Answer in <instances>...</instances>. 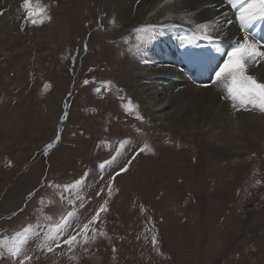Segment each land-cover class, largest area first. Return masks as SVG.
<instances>
[{
	"label": "rangeland",
	"instance_id": "1",
	"mask_svg": "<svg viewBox=\"0 0 264 264\" xmlns=\"http://www.w3.org/2000/svg\"><path fill=\"white\" fill-rule=\"evenodd\" d=\"M0 1V252L28 228L29 264H264V127L228 121L231 146L216 128L169 125L163 106L152 114L139 98L144 81L121 68L122 55L164 27L162 6L131 17L120 0H30L33 24L23 0ZM193 62L192 76L209 69L208 58ZM208 72L200 79L214 82ZM186 100L178 112L191 109ZM236 101V112L264 113ZM102 205L87 242L69 250L62 241ZM53 235L59 246L40 247Z\"/></svg>",
	"mask_w": 264,
	"mask_h": 264
},
{
	"label": "bare ground",
	"instance_id": "2",
	"mask_svg": "<svg viewBox=\"0 0 264 264\" xmlns=\"http://www.w3.org/2000/svg\"><path fill=\"white\" fill-rule=\"evenodd\" d=\"M113 1L115 0H105L106 4H110V6L114 4ZM134 1L120 0L119 12L122 14L131 12L132 17L136 12V14L142 12V9L151 3L155 4V8L162 6L165 9L163 15L160 13L162 8L156 12L158 15L155 14L156 19L162 20L164 27L161 28V31L151 35L149 39L146 38L143 43L133 48L132 53L130 50L128 54L122 55L120 60L121 68L131 71V77L135 79L136 83L140 84L144 81V85L141 87L142 93L138 96L147 110L153 114L154 107L163 106L159 109L160 113H164L162 120H166L169 125L177 124L183 129H190L193 127L192 125L198 123L203 127L207 126L209 132L216 128L219 130L217 137H222L221 139L227 141L231 146L235 144L232 140L234 137L233 126H230L228 121L232 119L239 120L238 125L241 128L249 129L248 127H250L255 132H261L260 130L264 127V113L254 114L255 112L249 113L243 110L236 112L235 109L239 106L237 101H222V97L226 96L225 80L222 79L220 82L215 80L209 83L198 79L204 74L192 76L195 72L194 69H190V67L196 66V62H193L195 57L208 58L209 69L215 65H221L217 63L221 60L219 56L224 58L226 55L223 53L216 56L218 48L221 46L220 48L225 50L237 39L243 38L244 34L237 28L239 22L236 20L235 9L222 3V0H147V2L142 0L132 10L131 5ZM113 14L115 16L117 13L114 11ZM154 18H148L147 22H158L153 21ZM205 21H211L208 31V35L212 37L211 42L205 38L203 30L197 29V25L203 24ZM228 21L232 22L228 23ZM253 36H256L261 44L264 43L262 41L264 40V24L256 29ZM199 38L203 39L199 42L203 44V48L195 54L197 50L193 49V44ZM219 42L222 43L218 44ZM247 74L264 83V66L252 63L247 67ZM213 79H216L215 73ZM190 97L193 98L192 102L188 101ZM182 99H187L191 109L186 108V111L178 112L180 104H183L181 103ZM233 103L237 107H233ZM251 107L255 108L253 105ZM257 108L259 109V107ZM240 131L242 130L240 129Z\"/></svg>",
	"mask_w": 264,
	"mask_h": 264
},
{
	"label": "snow or ice",
	"instance_id": "3",
	"mask_svg": "<svg viewBox=\"0 0 264 264\" xmlns=\"http://www.w3.org/2000/svg\"><path fill=\"white\" fill-rule=\"evenodd\" d=\"M222 3H226L232 9L236 10V20L239 22L240 30L244 32L243 38L237 39L235 45L227 50L224 62L215 71L216 82H220L222 79L226 81V96L222 98H230L233 101L239 100L243 104H251L254 107H259L260 111L264 112V83L259 82L255 77L247 74V67L252 63L258 66H264V44L250 40L251 34L247 31L256 21L264 20V0H222ZM29 5L30 0H23V7L28 11L26 18L35 24L36 20L33 19V12L29 10ZM37 13L46 15L44 8L37 9ZM231 22L228 21V23ZM210 24L211 21H205L203 24H198L197 29L203 30L205 32V38L211 42L212 37L208 35ZM84 83L87 84L88 81ZM233 107H236L235 103H233ZM143 150L141 149V151ZM121 171H126V168L121 169ZM80 184L81 181H75L72 184L64 185L61 200L64 198V192L72 191ZM49 186L54 187L52 184ZM29 195L32 194L30 193ZM105 210V207L102 205L88 223L84 224L74 235L63 240L62 243L68 245L69 250H71L74 245L81 243L78 237H81L84 242H87V233L90 227L97 221L100 212ZM73 215L74 212L69 211L67 215L62 216L61 223L53 230L54 233H63L65 225ZM93 231L95 230L93 229ZM28 232L29 229L24 228L21 232L16 233L13 238V243L6 249V252H0V257L7 255L13 261V264H29L31 257L25 255L23 252V248L27 242ZM49 242L57 246L60 244V241L56 240L55 235H53L47 237L40 247H44ZM153 243H155V237H153ZM47 250L52 251V248L49 247Z\"/></svg>",
	"mask_w": 264,
	"mask_h": 264
},
{
	"label": "water",
	"instance_id": "4",
	"mask_svg": "<svg viewBox=\"0 0 264 264\" xmlns=\"http://www.w3.org/2000/svg\"><path fill=\"white\" fill-rule=\"evenodd\" d=\"M66 115V106L64 107L63 117Z\"/></svg>",
	"mask_w": 264,
	"mask_h": 264
}]
</instances>
